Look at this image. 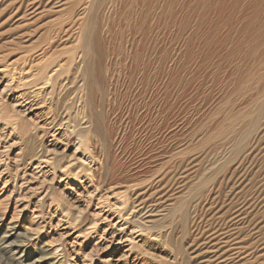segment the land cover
Wrapping results in <instances>:
<instances>
[{
  "label": "rangeland",
  "instance_id": "rangeland-1",
  "mask_svg": "<svg viewBox=\"0 0 264 264\" xmlns=\"http://www.w3.org/2000/svg\"><path fill=\"white\" fill-rule=\"evenodd\" d=\"M10 2L0 264H264V0Z\"/></svg>",
  "mask_w": 264,
  "mask_h": 264
},
{
  "label": "bare ground",
  "instance_id": "bare-ground-1",
  "mask_svg": "<svg viewBox=\"0 0 264 264\" xmlns=\"http://www.w3.org/2000/svg\"><path fill=\"white\" fill-rule=\"evenodd\" d=\"M1 1V0H0ZM23 1V0H22ZM22 1L21 0H11V2H10V4L9 5H11L13 2L14 3H16V4H18V5H20L21 3H22ZM141 1V0H140ZM48 2H50V1H48ZM57 2V1H56ZM62 2V1H61ZM7 3V2H6ZM13 3V4H14ZM35 3H37V0H27V4H28V6H33V5H35ZM2 5V4H1ZM144 5V4H143ZM5 8H6V6H4ZM40 7V6H39ZM169 7V6H168ZM18 9H20V7L18 8ZM144 9V8H143ZM12 10V9H11ZM48 10V9H47ZM15 12V11H14ZM141 13H143L142 11H141ZM25 14V13H24ZM22 18H23V16H22ZM138 18H140V17H138ZM249 25H251V24H249ZM247 29V28H246ZM244 32V31H243ZM248 36V35H247ZM252 36V35H251ZM249 37V36H248ZM252 40V39H251ZM108 49V48H107ZM125 111V110H124ZM136 117V116H135ZM143 168V167H142ZM258 195V194H257Z\"/></svg>",
  "mask_w": 264,
  "mask_h": 264
}]
</instances>
